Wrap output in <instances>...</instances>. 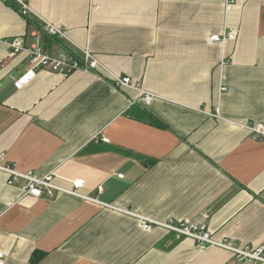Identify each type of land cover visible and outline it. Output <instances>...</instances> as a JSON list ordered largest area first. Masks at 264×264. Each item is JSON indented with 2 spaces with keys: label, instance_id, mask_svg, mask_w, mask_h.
<instances>
[{
  "label": "crops",
  "instance_id": "1",
  "mask_svg": "<svg viewBox=\"0 0 264 264\" xmlns=\"http://www.w3.org/2000/svg\"><path fill=\"white\" fill-rule=\"evenodd\" d=\"M27 2L22 14L0 0V155L63 188L85 184L36 198L0 170L3 264H231L229 251L137 216L206 214L214 239L264 243V138L246 128L264 124V0ZM36 33L46 51L88 50L155 97L144 104L107 72L46 67L17 88L32 66L8 43L30 48Z\"/></svg>",
  "mask_w": 264,
  "mask_h": 264
},
{
  "label": "built area",
  "instance_id": "2",
  "mask_svg": "<svg viewBox=\"0 0 264 264\" xmlns=\"http://www.w3.org/2000/svg\"><path fill=\"white\" fill-rule=\"evenodd\" d=\"M2 1L15 2L22 14H29L31 12L27 0ZM43 26L44 30L49 35L66 37L63 28L60 26L51 24L50 22H44ZM234 38L235 33L233 31L222 32L221 34H214L210 36V40L212 42H224ZM8 44L13 48L10 56L14 55L18 50L26 51L32 66L30 70L25 72L20 78L14 81V85L17 88H20L25 83L34 78L36 75V69L40 67H46L64 75L77 70L84 72L92 71L94 73L100 71L107 72L115 85L119 87L136 88L140 92L138 99L144 104H149L155 97L153 93L138 88L137 84L132 82L129 76H117L109 72L107 68L101 62H99L97 57L88 50H80V54L79 56L77 55V57H70L63 53L48 52L42 47L38 33L35 34V40L30 48L23 47L21 38H15ZM215 115L217 116V112H215ZM246 128L251 132L254 138H264V124H250L247 125ZM102 139L107 141V138L105 137ZM0 170L7 174L6 183L8 185H15L20 182H24L22 186L24 194H28L36 198L43 194L52 196L55 191L78 195V189L85 184L83 180L77 179L73 181L72 188H63L53 182V174L39 176L31 172L17 171L12 166H8L4 163L3 155H0ZM118 176L122 177L121 174ZM100 189L101 188L99 187L98 190ZM137 217L139 218L142 228L145 230H150L152 226H158L173 232L177 237L185 236L192 238L201 245H211L225 249L231 253V264H264V243L256 247H240L236 243L231 242L226 238L216 240L212 237L211 232L207 229L206 214H203V217L197 221H175L170 219L168 221L161 222L143 216ZM2 257L3 254L0 253V264H3Z\"/></svg>",
  "mask_w": 264,
  "mask_h": 264
}]
</instances>
